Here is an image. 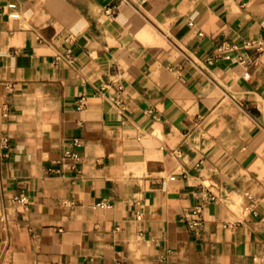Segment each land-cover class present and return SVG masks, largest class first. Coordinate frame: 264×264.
<instances>
[{"label":"crops","instance_id":"crops-1","mask_svg":"<svg viewBox=\"0 0 264 264\" xmlns=\"http://www.w3.org/2000/svg\"><path fill=\"white\" fill-rule=\"evenodd\" d=\"M257 39L264 0H0V264H264Z\"/></svg>","mask_w":264,"mask_h":264},{"label":"built area","instance_id":"built-area-1","mask_svg":"<svg viewBox=\"0 0 264 264\" xmlns=\"http://www.w3.org/2000/svg\"><path fill=\"white\" fill-rule=\"evenodd\" d=\"M16 4L12 1L9 2V6L14 7ZM108 13H112V8H108ZM11 15L18 16V12H12ZM194 23L193 21H191ZM203 34V32H201ZM246 47H252L255 46L257 49L261 52L264 51V39H257V40H249L245 43ZM237 47L235 44L229 43V42H222L218 44L216 50L208 57V62H215L218 60H224V59H230L232 58L231 50ZM241 62H246V59L244 57H241ZM120 103V102H118ZM6 146H9L8 138L5 139ZM67 157H71L75 159V162L70 164L69 162H66L65 164L71 165L73 168H77V163L79 162L81 156L79 153L69 150L66 153ZM18 200L23 202H29L28 197L24 194L17 197ZM218 199V195L210 188H206L204 190V196L201 202L197 203L193 209L191 210V217H189L191 224L196 227H200L205 222V206L208 202L215 201ZM103 204H106L104 202ZM247 210L256 211L257 209V203L255 201L250 202L246 206Z\"/></svg>","mask_w":264,"mask_h":264}]
</instances>
